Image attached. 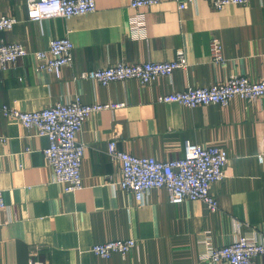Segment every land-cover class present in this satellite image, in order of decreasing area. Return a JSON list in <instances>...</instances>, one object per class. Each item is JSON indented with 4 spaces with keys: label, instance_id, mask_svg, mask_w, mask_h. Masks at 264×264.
Here are the masks:
<instances>
[{
    "label": "crops",
    "instance_id": "0c3cea01",
    "mask_svg": "<svg viewBox=\"0 0 264 264\" xmlns=\"http://www.w3.org/2000/svg\"><path fill=\"white\" fill-rule=\"evenodd\" d=\"M96 3L88 15L30 21L27 0H0V15L18 20L0 40L21 43L29 52L16 68L0 69V104L27 112L76 98L90 105L125 104L94 113L78 135L85 145L83 185L74 193L51 181L43 155L48 139L0 113V190L6 203L0 264H206L210 247L264 235V162L258 159L264 153V99L235 97L225 107L196 108L159 101L235 75L258 82L264 76V0L221 10L205 0H161L139 10L131 0ZM58 38L74 44L73 63L60 78L37 72L32 57ZM213 40L220 43L221 63L213 60ZM180 51L187 66L148 84L104 86L81 78L118 63L174 61ZM114 137L121 151L159 161L183 159L187 141L225 149V177L211 188L218 209L199 200L170 203L164 189H153L138 203L118 185L120 167L108 153ZM128 239L136 247L126 256L107 260L90 252L96 244ZM255 264H264V257Z\"/></svg>",
    "mask_w": 264,
    "mask_h": 264
},
{
    "label": "built area",
    "instance_id": "2783aa9c",
    "mask_svg": "<svg viewBox=\"0 0 264 264\" xmlns=\"http://www.w3.org/2000/svg\"><path fill=\"white\" fill-rule=\"evenodd\" d=\"M216 10L236 5L246 6L250 0H205ZM161 0H131L135 10L159 4ZM181 8L187 2L180 4ZM27 15L30 21L47 18H72L94 13L96 0H27ZM18 23L15 17L0 15V33L7 32ZM74 44L69 38L53 39L49 48L32 54L37 72L46 71L58 78L64 67L73 63ZM213 60L223 62L218 40L211 43ZM29 55L21 43H7L0 40V69L16 68L19 60ZM182 51L174 61L147 63H118L105 68L82 73V79L96 81L104 86L116 81L138 80L148 84L158 77H171L175 70L187 66ZM255 101L264 99V76L252 82L245 76H232L224 83L210 87H188L159 98L161 103H178L189 108L199 106H227L232 99ZM125 104H85L79 98L66 103L59 102L34 112L21 111L15 106L0 104V113L5 118L17 120L26 129L35 130L37 135L46 137L49 145L43 151L47 167L51 171L52 183L61 185L65 192L74 193L83 185L81 174L85 145L78 141L87 120L94 113L123 107ZM108 153L120 167L122 178L118 185L133 194L138 203H143L153 189H164L170 203L202 201L212 210L218 209V201L211 193L212 185L223 180L229 156L220 147H205L185 143V157L179 160L159 161L152 157H137L118 148L117 138L109 141ZM264 162V153L258 155ZM6 209L3 191L0 190L1 215ZM209 246V242H205ZM136 247V240H115L96 244L90 252L102 259H111L115 254L126 256ZM210 247V246H209ZM32 255V254H31ZM33 256V255H32ZM258 257H264V235H245L219 248L210 247L203 256L206 264H255Z\"/></svg>",
    "mask_w": 264,
    "mask_h": 264
}]
</instances>
